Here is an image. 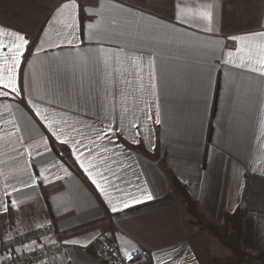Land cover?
Here are the masks:
<instances>
[{
    "label": "crops",
    "instance_id": "0c3cea01",
    "mask_svg": "<svg viewBox=\"0 0 264 264\" xmlns=\"http://www.w3.org/2000/svg\"><path fill=\"white\" fill-rule=\"evenodd\" d=\"M57 2L0 0V76L14 63L16 34L34 42L11 70L21 96L0 91V240L2 221L15 222L14 233L51 222L67 248L44 264H95L82 245L114 228L119 247L148 264L171 245L183 248L177 264H208L209 235L186 223L173 176L217 224L243 208L242 245L264 252V75L250 70L264 63V0H65L49 17ZM32 105L64 131L122 128L134 149L127 163L155 198L108 212ZM98 153L91 163L103 167L108 153Z\"/></svg>",
    "mask_w": 264,
    "mask_h": 264
},
{
    "label": "snow or ice",
    "instance_id": "6c2138e0",
    "mask_svg": "<svg viewBox=\"0 0 264 264\" xmlns=\"http://www.w3.org/2000/svg\"><path fill=\"white\" fill-rule=\"evenodd\" d=\"M67 7L65 0H58L55 6L50 10L49 17H52L55 12ZM77 7L80 8L77 3ZM82 10V9H81ZM209 18H210V14ZM187 23V21H184ZM6 26H0V29ZM75 27V26H73ZM91 27V23L87 25ZM84 25H80L81 32H83ZM208 31L211 29L208 28ZM258 35H264V33H258ZM75 37H73L74 39ZM16 39L20 42L14 45L13 48H9V52H12L11 61L8 68L7 79H4L3 76H0V91L7 90L4 92V95L15 94L16 96H21V88L17 87V83L13 76L11 75V70L13 67L20 68L21 60L25 57V52H28L29 55L32 54L33 48L32 44L25 35L16 34ZM229 39L238 40V37H229ZM71 43V41H69ZM0 47H8L3 45L0 42ZM240 49L237 48L239 53ZM231 57L232 53H228ZM7 58V57H6ZM224 63H229L228 60H225ZM247 64L238 65V67H246ZM253 72L259 71L261 75H264V63L261 64L260 68L257 69L252 67L250 69ZM21 102H24L21 99ZM34 108V119H38V122H43L44 127L47 129L46 135L48 136L49 141L58 142L65 147L62 151L71 152L72 157L77 162L79 168L87 175L88 181L95 188L98 193V198L101 199L107 208V211L116 215V214H128V210L134 208L137 205L144 204L152 201L155 198V192L150 187V182L141 181L138 174L135 173L131 164L127 163L128 160H131V153L134 149L128 148L121 141V137L124 136V130L117 129L115 126L110 127H98L95 131V136H87L81 131L76 130L73 126L69 131H64L59 124H55L49 120L46 115L47 109L42 112L39 107L32 105ZM159 124V112L157 113L156 121ZM63 123H66L64 121ZM75 131L76 135H71L70 132ZM87 141V143L85 142ZM106 142V143H105ZM141 141L133 136L130 140L132 144H139ZM107 145H112V148H108ZM103 149V152L108 153L106 156H102L103 167L100 165L91 163L93 159L99 154L98 150ZM86 150V151H85ZM151 150H155L154 147ZM83 157V159H82ZM89 160L90 166H85L84 161ZM95 170V171H94ZM131 170L135 179H125L124 172ZM47 180V177H44ZM15 191V190H14ZM10 210V209H9ZM118 218V217H117ZM101 236L104 237L101 247L103 248L104 244H107L109 248L111 245L116 243L117 238L113 236L112 240L109 241L103 233ZM101 237H94L90 239L89 243H95L99 241ZM73 243H77L73 241ZM87 248L88 244L82 245ZM12 245L9 244V248ZM169 250L165 251L161 249L153 259L156 260L157 264H177V261L183 258V248L177 247V245L168 246ZM13 255H15L16 249H12ZM118 257H120V264H124V260L127 259L131 261L133 259V254L124 248L117 246L115 249H112ZM163 252V257L160 253ZM123 254L122 256L120 254ZM7 264H17L16 261L10 260Z\"/></svg>",
    "mask_w": 264,
    "mask_h": 264
},
{
    "label": "built area",
    "instance_id": "2783aa9c",
    "mask_svg": "<svg viewBox=\"0 0 264 264\" xmlns=\"http://www.w3.org/2000/svg\"><path fill=\"white\" fill-rule=\"evenodd\" d=\"M1 226L6 229V233L0 240V264H7L10 260L16 261L17 264H44L57 259L64 248V244L55 239L52 226L39 225L29 230L16 231V233L13 232L14 228H17L13 221H2ZM101 233L109 241L113 236L116 237L114 228L100 231L97 237H101V239L94 243L95 247L82 248V251L92 254L96 264H120V257L112 252V249L119 246L118 240L111 245V248L107 244H104L102 248L104 237L101 236ZM9 244L12 245L11 248H9ZM13 248L16 249L15 255H13ZM147 263L148 256L143 253H133L131 261L124 260V264Z\"/></svg>",
    "mask_w": 264,
    "mask_h": 264
},
{
    "label": "trees",
    "instance_id": "16d2710c",
    "mask_svg": "<svg viewBox=\"0 0 264 264\" xmlns=\"http://www.w3.org/2000/svg\"><path fill=\"white\" fill-rule=\"evenodd\" d=\"M62 147L60 150H62ZM67 155V152L62 151ZM170 189L179 198L187 216L186 223L197 227L198 231L214 237L218 243L227 249L231 256L224 261L211 260V264H264V252L249 254L242 245V226L245 217L243 208L225 213L222 224L211 221L200 209L197 202L190 198L184 186L175 177H170Z\"/></svg>",
    "mask_w": 264,
    "mask_h": 264
},
{
    "label": "rangeland",
    "instance_id": "374dc122",
    "mask_svg": "<svg viewBox=\"0 0 264 264\" xmlns=\"http://www.w3.org/2000/svg\"><path fill=\"white\" fill-rule=\"evenodd\" d=\"M196 4V3H195ZM199 7H200V9H202V11L204 10V8L201 6V5H198ZM208 13H210V12H206V13H204V20L205 21H207L208 20V16L206 15V14H208ZM219 17H220V15H219ZM221 25H222V23H221ZM217 26H220L219 24H217ZM201 209V208H200ZM202 210V209H201ZM203 211V210H202ZM204 212V211H203ZM204 214H205V212H204ZM206 215V214H205ZM210 219V218H209ZM211 220V219H210ZM212 221V220H211ZM214 222V221H213ZM215 223V222H214ZM217 224V223H216ZM41 225H49V226H52L53 227V231H54V235H55V239L56 240H60L59 238H58V235H57V233H56V230H55V228H54V226H53V224L51 223V222H45V223H43V224H41ZM220 225V224H219ZM2 227V226H1ZM103 230H105V229H103ZM103 230H101V231H103ZM115 232H116V229H115ZM208 239V240H207ZM241 241H242V238H241ZM204 242V241H203ZM205 242L207 243V248H208V252L211 254L210 256H209V258H208V264H211V260H213V259H216V261H218V262H222V261H224V260H226V259H228L230 256H231V254H230V252L227 250V249H225L224 247H222L219 243H218V241L214 238V237H212V236H207V238H205ZM96 245V244H95ZM95 245H94V243H92V245H90V246H88L87 248H90V247H95ZM244 247V246H243ZM67 248V246H66V244L64 243V248H63V250L61 251V253H60V255H62V253H63V251L65 250ZM85 248V247H84ZM244 249L249 253V254H252V255H256L257 253H252L251 251H249V249L248 248H245L244 247ZM85 254H87L88 256H90L91 258H92V260L94 261V263L96 264V261L94 260V257L92 256V254H88V253H86V252H84ZM120 255H123L122 253L120 254ZM55 260H57V259H55ZM148 264V263H147ZM255 264V263H254Z\"/></svg>",
    "mask_w": 264,
    "mask_h": 264
}]
</instances>
